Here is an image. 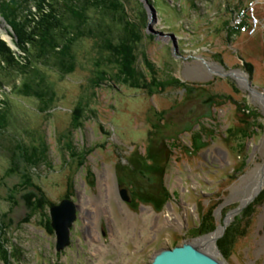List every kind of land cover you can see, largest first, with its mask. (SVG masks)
<instances>
[{
	"label": "rangeland",
	"instance_id": "374dc122",
	"mask_svg": "<svg viewBox=\"0 0 264 264\" xmlns=\"http://www.w3.org/2000/svg\"><path fill=\"white\" fill-rule=\"evenodd\" d=\"M127 1L134 33L115 17L107 34L130 41L140 87L89 37L75 46L72 74L38 65L56 96L50 109L16 91L23 77L0 73V101L11 109L0 136V225L11 258L0 252V264H150L185 243L222 264H264V187L246 201L264 168V0H157L155 18L151 0ZM2 19L0 40L21 55ZM78 106L82 126L72 128ZM20 143L45 157L26 164ZM32 192L43 211L31 209ZM65 199L78 212L72 246L58 251L50 209ZM217 232L215 249L198 243Z\"/></svg>",
	"mask_w": 264,
	"mask_h": 264
},
{
	"label": "trees",
	"instance_id": "16d2710c",
	"mask_svg": "<svg viewBox=\"0 0 264 264\" xmlns=\"http://www.w3.org/2000/svg\"><path fill=\"white\" fill-rule=\"evenodd\" d=\"M125 1L128 2L127 0H0V16L10 26L21 53L20 55L13 51L5 41L0 40V73L9 70L23 77L25 82L21 83V88L17 87L16 91L26 97H35L44 108L50 109L56 96L38 65L54 68L64 76L72 74L78 63L74 51L75 46L83 38L89 37L99 41L101 51L103 50L102 52L108 55L107 64L117 66L118 76L125 83L136 88L140 87L144 75L139 72V65L136 64L137 57L130 41L122 40L114 44L107 34L111 33L115 17L131 33H134L128 21L129 15ZM150 3L156 9V13H159L157 0H151ZM93 9L107 15L113 21L110 23L103 18L99 21H92L89 12ZM133 36L134 39L139 38ZM132 41L133 46L136 47L138 41L133 39ZM153 84L165 88V85L160 82L153 81ZM0 86L5 88L1 78ZM0 102H2L0 103V136H3L10 125L11 109L8 102ZM73 115L72 128L81 127L84 116L83 108L78 106ZM17 147L25 163L30 166L45 157V150L38 151L39 148L34 147L29 149L25 144L17 145ZM43 147L42 144L40 149ZM13 154L14 160L20 159V156ZM27 182L31 183L29 179ZM28 198L34 212L45 209L46 201L43 196H39L35 202L37 195L32 192ZM2 230L0 225V252L7 261L11 258V254L3 242L5 231L2 233ZM13 249L12 247L11 250Z\"/></svg>",
	"mask_w": 264,
	"mask_h": 264
},
{
	"label": "water",
	"instance_id": "95a60500",
	"mask_svg": "<svg viewBox=\"0 0 264 264\" xmlns=\"http://www.w3.org/2000/svg\"><path fill=\"white\" fill-rule=\"evenodd\" d=\"M152 17L155 18L156 9L151 4ZM2 19V17H1ZM3 20V19H2ZM124 200L129 201L126 191L122 192ZM52 227L57 235V250L62 251L70 245L71 227L76 221L78 206L70 199L50 209ZM150 264H222L218 259L201 251L190 243L174 248L163 249L155 255Z\"/></svg>",
	"mask_w": 264,
	"mask_h": 264
},
{
	"label": "bare ground",
	"instance_id": "6f19581e",
	"mask_svg": "<svg viewBox=\"0 0 264 264\" xmlns=\"http://www.w3.org/2000/svg\"><path fill=\"white\" fill-rule=\"evenodd\" d=\"M237 76V78L240 80V82L242 84H245L246 83V77L244 74H242L241 72H237L235 74ZM255 174H258V176H255L257 177V182L252 186V190L251 192L248 194L247 198H246V201L250 200L251 198H253L255 196V194L264 187V168L260 169L258 173H255ZM254 177V176H253ZM88 216V215H87ZM219 235V232L215 233V234H212V235H209V236H206V237H203L201 239L198 240V243L199 244H203V245H206L208 247H211V248H214L215 249V241L217 239Z\"/></svg>",
	"mask_w": 264,
	"mask_h": 264
},
{
	"label": "built area",
	"instance_id": "2783aa9c",
	"mask_svg": "<svg viewBox=\"0 0 264 264\" xmlns=\"http://www.w3.org/2000/svg\"><path fill=\"white\" fill-rule=\"evenodd\" d=\"M253 7V6H252ZM242 12H243V15L241 16V17H239L240 18V20L242 19V17L244 16V13H245V15L247 14L246 13V11L245 10H242ZM253 12H254V9L252 8V16H253ZM253 18H254V16H253ZM254 20H255V18H254ZM257 19L255 20V23H254V28L252 29V33L256 30V25H257ZM252 27V26H251Z\"/></svg>",
	"mask_w": 264,
	"mask_h": 264
},
{
	"label": "flooded vegetation",
	"instance_id": "af4514ba",
	"mask_svg": "<svg viewBox=\"0 0 264 264\" xmlns=\"http://www.w3.org/2000/svg\"><path fill=\"white\" fill-rule=\"evenodd\" d=\"M72 228V227H71ZM72 232V230H70ZM70 246H72V243L70 244Z\"/></svg>",
	"mask_w": 264,
	"mask_h": 264
}]
</instances>
